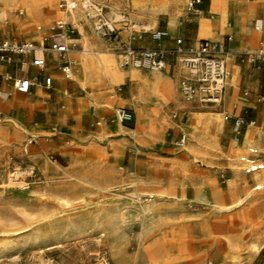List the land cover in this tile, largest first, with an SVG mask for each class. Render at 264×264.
<instances>
[{"label":"rangeland","instance_id":"1","mask_svg":"<svg viewBox=\"0 0 264 264\" xmlns=\"http://www.w3.org/2000/svg\"><path fill=\"white\" fill-rule=\"evenodd\" d=\"M70 1L65 0L67 4L60 7V3L64 2L62 0H0V40L16 38L41 41L39 35L42 39L53 35L55 39L59 36L54 35L59 34L56 22L68 23L75 28L70 38H81L83 36L72 22L61 19L63 10L80 8L83 17L79 23L84 30V38L96 43L90 48L94 52L89 54L115 56L118 65L123 70H129L131 67L121 65L122 51L119 45L99 32L103 23L112 24L118 29L121 40L127 41L129 27L136 31L141 25L151 29H169V18L175 15L178 32H171L172 40L167 43L168 46H174L173 39L176 37L194 44L187 35L195 34L201 17L200 13L188 14V0L182 14L177 12L175 5H168L163 0ZM209 1L201 0L202 15L217 17L209 13ZM232 2L230 0L229 4ZM232 16H238V10H233ZM227 33H224V50L229 53L228 45L232 36ZM135 34L136 47L152 46L149 33ZM139 35H142L141 39ZM77 46L70 45L73 50L68 55L73 60L76 58L74 53L81 48ZM260 48L262 45L259 43L255 51ZM241 55L236 54V58L241 63L251 65V70L263 78L264 92L263 68L258 69L250 63L249 52L243 57ZM36 56L43 57L42 54ZM226 58L231 70V56ZM170 66L172 69L168 67V70L172 71L171 74L178 75L180 92L179 81L183 71L175 61ZM76 67L75 72L79 74L80 66L77 63ZM16 69H20V65ZM21 71L27 75L24 69ZM140 71L152 72L144 69ZM12 73L15 76L17 72ZM61 77L62 97L66 103L61 100L57 107L63 108L66 104V115L74 113L67 121L68 126H62L54 119L53 108L56 105L53 99L39 101L34 97L32 108L29 105L26 109L28 123L20 129L11 127L0 135V264H158L161 258L170 261V258L181 255L184 259L180 264H187L186 260L196 264H264V248L259 254H250L247 247L252 230L259 228L261 233L258 237L264 238V188H255L256 184H261L253 180L257 173H240L242 177L250 179L254 189L245 203L235 211L221 214H217V211L201 212L204 209L196 201L199 193L208 192V183H214L224 191L230 188L231 180L235 179L230 167L232 163L227 159L233 155L231 143L236 136L233 132V117L245 120L241 144L250 121L255 120L259 125L250 110L244 109L237 113L230 110L229 116L225 113L223 103L214 106L194 102L185 110H180L174 119L172 111L178 108L175 106L176 97H173L164 105V110L166 119L175 124L151 134L144 127L140 129L137 112L128 104L137 93V81L126 79L106 90V99L114 100L110 98V93L119 86L120 96L126 100V105H115L110 110L94 106L81 86L78 90L73 83L69 84L66 76ZM34 95L35 91L26 97ZM36 95L44 97L46 94L38 91ZM262 96L259 98L264 103ZM115 107L127 108L133 115L132 120L123 123L126 133L122 136L120 132L104 134V130L99 134L108 112H84L98 109L115 113ZM31 113L34 115L32 118ZM108 121V126L119 123L114 117ZM197 124L201 126L197 138H207V149L202 150L198 157L193 152L188 157H179L175 152L182 148L176 145L175 140L184 134V129L189 133ZM34 126L40 127L39 130L32 131ZM134 129L139 130L137 137L133 133ZM44 131L61 135L59 140L56 138L58 136L53 137L56 139L50 149L44 148ZM260 138L264 142V129ZM59 142L65 147L62 153L57 150L61 145ZM197 143L195 138H190L187 145L193 147ZM247 147L238 156L242 157ZM27 149L30 155L25 154ZM261 154L264 160V153ZM139 180L162 191L163 195L151 200L139 192ZM240 193L244 195L243 191ZM141 194L143 198L140 199ZM234 201L228 200L227 203ZM142 204L150 205L153 211H138L136 205ZM145 216H154L155 223L143 229ZM210 231L216 234L239 233L240 249L237 252L242 255L241 259L234 257L229 249H224L222 256L214 257V252L221 251L217 245H214L213 252L210 250L206 237Z\"/></svg>","mask_w":264,"mask_h":264},{"label":"bare ground","instance_id":"2","mask_svg":"<svg viewBox=\"0 0 264 264\" xmlns=\"http://www.w3.org/2000/svg\"><path fill=\"white\" fill-rule=\"evenodd\" d=\"M163 1H165L168 5H175L177 12L179 14H182L186 0H163ZM210 1H211L210 13L219 14L220 18L222 19V26H223V28H225L227 20L229 19V8L228 7H229V1L230 0H210ZM232 1L237 2V3H247L251 6H254L258 2H263L264 0H250V1L232 0ZM85 3H86V1H85ZM85 6H86V4H85ZM112 11H113V9H112ZM172 12H173V10H172ZM89 14H92V12H89ZM200 14H201V18H200L201 22H200V30L199 31H200V34L202 36V39L203 38L212 39L216 43H218V45L221 47L220 39L215 35L212 27L206 24L207 18H205L202 15L203 14L202 11L200 12ZM81 17H83V14L81 13L80 8L75 9V8L71 7L68 10H63L62 14H61V19L64 22H72L76 26V28H78L79 34L84 37V35H83L84 30L82 28V25L79 23V19ZM176 18L177 17L175 15H171V18H169L170 19V27H169L170 32H173L174 30L178 29V24H177ZM145 27L147 29H151L150 27H147V25H145ZM38 29H41V27H39ZM255 34L259 35V33H257V32H255ZM40 37H41V35L38 36V39L43 40ZM55 40L64 41L63 37L61 35L55 37ZM69 42L71 43V45L76 46L77 42H78V38H76V39L70 38ZM82 46H83L82 49L77 50V52L79 53L80 59L76 58V62L80 66L79 74L74 71V73L72 74L71 77L74 78L75 81L79 82V84L81 86L80 88L82 90H85L86 97H88L90 99V102L94 106H99V107H102L103 109L114 108V105L113 104H107V105L103 106V105L99 104L97 102V100L95 99V92L96 91H106L108 89H111L113 86L115 87L116 84L124 82L126 79H130L131 81L135 80V82L137 81L138 90H137V93L134 96V98L132 100L130 99L131 100L130 104L132 106H134V109L137 112L138 125L142 126V123L144 122V120L147 117V113L145 112V108L149 102V100H148L149 94L147 91L144 90V88L142 86V82H144L145 84H151V80H150L151 76L149 74V71L148 72H142V71H140L139 68L133 67V66L127 71L123 70L118 65V61H117V58L115 56H103V55L93 56V55L89 54V53L94 52L93 50H90V48L93 47L94 45L92 43H90L89 40H85L82 43ZM70 50H73V49L70 48ZM255 52H257V51H254L252 53H255ZM252 53H250V54H252ZM36 54H42V53L40 51H37ZM227 56H232V55L227 53ZM227 64H228V70L231 73L228 61H227ZM21 66H26V65H21ZM168 67H170L172 69V67L169 65L163 71H154V72H156L155 74L160 73L159 75H161V78H160V80L153 81L154 83L152 82L153 84H155V89H154L155 95L164 101L169 100V97H170L172 90H173L172 83H171L173 74H171V72H172L171 70H168ZM21 69H24V68L21 67L17 71V73H16L17 77L26 76L24 74V72L21 71ZM236 80H237V72L233 73L231 80H229V81L227 80V84L235 85ZM81 89H80V91H81ZM1 96H2V100L4 102V108H3V114L4 115L0 118V134H2L3 132H5L7 129H9L11 127H14L16 129H20L23 126V124L28 123V118L26 116V109L30 105L29 98H27L26 96H17L14 88L9 89L7 91H3L1 93ZM124 103H126L125 100H124ZM32 112H34V111H32ZM33 116H34L33 113H31V118ZM118 125L123 128V131H125L124 126H123V124H121V122H119ZM190 125H193V124H190ZM254 126H255V124H254ZM140 129H142V128L140 127ZM200 129H201V126L199 124H197V125L192 127V129L189 133L184 130V134H183L184 135V145L182 147H179L182 149H178L175 152L179 157H181V158L188 157L191 155V151L195 153L194 154L195 157H198V155L201 152L199 149L200 148L199 146L204 145L203 144L204 141L201 139L199 140L197 138V131H199ZM260 129H261V127H258V126L255 127L254 129H251V128L249 129L248 133H246V135L244 137L246 140V144L243 142L241 144H239V142H241L240 138H238L237 136H234V140L232 141L231 144H232V148H233L232 149V154H233L232 157L234 158L235 162H233L230 165V167L232 168V170L234 172V178L235 179L231 180L230 188L227 191L220 189L214 183H208L210 185V187L208 188V194H200L196 198V201L199 203L198 205H200L204 209V211H201V212L213 213V211H217L218 212L217 214H221L222 212L229 213L232 210L235 211V209L238 208L239 206L243 205V203H245L246 199L251 195L253 190H250V187H249L250 180H248V178H246V177L242 178L240 176V173L244 172V171L242 169V165H241V161H240L241 155L238 156V154L241 152H244V150L246 149V147L249 144L255 145L259 149V151L264 153V146H262L260 143L257 142L258 139L254 138V133H253V131L258 133V131H260ZM155 130H156V128H155ZM182 131H183V129H182ZM153 132H155V131H153ZM133 133L136 137L140 134L139 130H136V129L133 130ZM151 134H153V133L151 132ZM27 138H29V137H27ZM190 138H195L197 141H199L198 145L193 146V147L187 145L188 139H190ZM92 140L94 141V139H92ZM124 140H122V141H124ZM94 142L96 143V140ZM121 143H123V142H121ZM22 148H24V146ZM22 151H23V149H22ZM248 151H249V149H248ZM248 151L246 153H248ZM30 153H31L30 150L27 149L25 154L30 155ZM246 153H245V155H246ZM256 173L257 174L253 180L259 181L264 186V175H263L264 172H256ZM67 174L69 176H71V173L68 172ZM18 180H19V178H18ZM241 191L244 192V195H241V193H240ZM139 192H143L144 193L143 195L147 196L151 200H153L157 196L163 195L162 191L158 190L157 188L148 187V186H141ZM143 195L141 194L140 195L141 197H139V198L140 199L143 198L142 197ZM228 200H235V201L233 203H231V202L227 203ZM62 201H63V199H62ZM136 207H137L138 211H145V213H146V211H153V209L151 208L150 205L142 204V205H138V206L136 205ZM136 207L134 206V209ZM148 213H150V212H148ZM145 217H146V220L144 221V223L142 222L143 223V229H146L145 227L155 223L154 222L155 221L154 216H149V217L145 216ZM227 222H228V220H227ZM260 233H261V231L259 228L252 230L251 238L249 237L250 241L247 243V247H248L250 254H259L261 252V250L264 248V238L260 239L258 237V235ZM206 237L208 239V244L210 246L209 248H210V250H212V252H213L214 245H217L218 249L221 251V252H219V251L214 252V254H213L214 257L222 256L224 249H227V250L229 249L231 254L234 257L241 259L240 257H242V255L238 254V252H237L240 249V248H238V242H239L238 240L240 238L239 233L216 234V233H213L212 231H210L209 234L206 235ZM182 259H184L183 255L170 258V261L169 260L166 261L165 259L161 258L160 262L158 264H168L169 262H172L175 260H182ZM240 263H242V262H240Z\"/></svg>","mask_w":264,"mask_h":264},{"label":"built area","instance_id":"3","mask_svg":"<svg viewBox=\"0 0 264 264\" xmlns=\"http://www.w3.org/2000/svg\"><path fill=\"white\" fill-rule=\"evenodd\" d=\"M62 1L64 2L60 3V7L67 4L65 0ZM200 4L201 0H188L186 7L188 14L195 15ZM56 28L59 30V34L54 35H61L64 41L55 40L53 35L51 37L46 36L41 41L16 38L0 40V65L10 67L26 65L28 63L26 57L32 55L33 59L30 61V65L44 70L47 67L44 57L56 55L61 61L60 69L70 78L76 67V62L68 55L71 45L69 42L70 34L75 32V28L69 26L68 23L62 24L61 22H56ZM255 28L258 31L263 30L262 20L255 21ZM128 29L130 36L127 41H122L118 29L112 24L107 22L99 27V32L103 37L119 45L122 51L121 65L123 67L133 66L144 70L163 71L171 65L172 61H175L179 69L183 71L179 81L180 92L187 101L213 105L222 103L230 72L226 61L228 52L221 49L218 43L211 39H201L197 43L188 44L184 38L176 37L173 39L175 45L168 46L167 42L172 40L168 28L147 29L145 25H141L139 31L131 27ZM135 33H149L152 46L136 47L134 45L137 40ZM138 38L141 39L142 35H139ZM37 51L42 53V58L36 56ZM249 55L250 63L254 67L258 69L264 67V45L257 52L249 53ZM52 81L50 75L44 76L37 73L33 76L17 77L9 70L0 69V100L3 87L6 84H10L17 93L27 94L31 93L33 88L37 86L50 88ZM118 90L121 91V87ZM2 115L3 113L0 111V118ZM177 116V113L173 114L174 118ZM132 118L133 115L129 109L116 108L114 120L125 123ZM254 124H256L255 120H251L249 123V125ZM244 125V118L237 117L234 120L233 132L238 138L242 134ZM176 145L178 147L184 145V135L176 141ZM249 152L251 155L243 158L246 164L245 171L251 173L264 169V163H259L257 160L258 151L250 147Z\"/></svg>","mask_w":264,"mask_h":264},{"label":"crops","instance_id":"4","mask_svg":"<svg viewBox=\"0 0 264 264\" xmlns=\"http://www.w3.org/2000/svg\"><path fill=\"white\" fill-rule=\"evenodd\" d=\"M247 1H250V0H247ZM200 6L201 5L198 6V11L196 12V15L199 14L201 11L203 12V10H201ZM228 8H229V24L226 28H223L222 19L220 18L219 14H213V15L217 16L214 18H208V17L204 16L205 18H207L206 24L212 27L215 35L220 39L221 47L220 46L219 47L221 49H224L226 47L225 46L224 33L228 31L229 33H227V34L229 36L230 35L232 36L231 42L228 45L229 50H230L229 54L232 55L231 59L229 61L231 64V73H230V76L228 78V81L231 80V77H232L233 73H235V72H237V80H236L235 85L227 84L225 94H224V98L222 101L223 107L225 109V113H227L229 116L231 115L230 110H232V112H234V113H237L238 111L244 110V109L250 110L255 115L254 118L257 121H259V125H256V124H255V126L254 125H248L247 133H248L250 128L254 129L257 126L261 127V129H260V131H258V133L254 132V131H253V133H254V138L258 139L257 142L260 143L262 146H264V142L260 138L262 136V132L264 129L263 128L264 127V103L263 102L261 103V100L259 98L261 95H263L262 98L264 97V92L262 90V87H263L262 86V79L263 78L261 77V75L258 72H253L251 70V65L246 64V63H241L236 58V54L254 52L256 50V48L258 47L259 43L261 45H264V28H263V30L258 31L255 28V22H254V26H253V21H256V20H262V22L264 24V2H258L254 6H251L247 3L232 2L229 4ZM210 9H211V3L209 6V13H210ZM233 10H238V16H236V17L232 16ZM210 14H212V13H210ZM257 17H261V18H257ZM200 18H199V27L197 28L195 34L192 36L190 34L187 35V37L193 39V43H195L198 39L202 38L200 31H199L200 30V22H201ZM177 32H178L177 29L173 31V33H177ZM255 32L259 33V35H256ZM85 40H89V42L92 43L89 38L81 37V38H78V42H77L78 46L77 47H81L80 49H82L83 48L82 43ZM168 42L170 43V41H168ZM92 44L95 45L96 43H92ZM74 54H75V57L77 59H80L78 52H76ZM76 58L74 60L75 62H76ZM32 59H33L32 55L29 57H26V60L28 61V63L26 64V66H20V68L21 67L24 68L27 76H33L37 73H40L44 76L50 75L52 77L53 81H52V86L50 88L45 87V86L44 87L37 86V87L33 88L32 92L35 91V95L33 97L27 96L30 99V108H32L31 105L33 103L34 97L38 98L39 101L42 99H48L49 101L54 100L53 101V102H55L54 105H56L53 108L54 109L53 110L54 111V119H56L62 126H68L67 121L69 120V118H72L74 113L70 114V115H66V113L64 112L66 104L63 106V108L57 107L58 102L61 100H64L62 97V91H61L62 86H63V80H62L61 76H66L62 72V70L60 69V64H61L60 59L56 55L44 57V60L47 64V67L44 70H40L36 67L31 66L30 61ZM0 69L1 70L6 69V70H9L11 72L12 71L17 72L19 70V69L15 70V67H12V66L10 67V66H6V65H0ZM263 70H264V67H263ZM175 72H176V70H175ZM155 73L156 72H154V71L149 72V74L151 76L150 77L151 78L150 79L151 84H145L144 82H142V86H143L144 90L147 91L149 94V99H148L149 102L145 108V112L147 113V117L144 120V122L142 123L141 128L144 127L145 129H147L148 133L155 131V128H156V130H161L163 128H167V127L171 126L172 124H175L174 122H169L166 119L165 110H164V105L167 104V102H169V100H171L173 97H176L175 106L178 109L172 111V117H173L174 113H177L179 115L180 110H183V109L185 110L187 108V106H189L191 103L194 104V102L187 101L183 97V95H181V93L178 91V83H177L178 82V75H177V73H174L172 80H171L173 90H172V93L169 97V100L164 101L161 98H159L158 96H156L154 93L155 84H153L154 83L153 81L160 80L161 75H159L160 73H158V74H155ZM67 78L69 79V84L73 83V85L79 90L80 85H78L75 81H73L71 79V77L70 78L67 77ZM10 86H11L10 84H6L3 87V91H7V89L9 90ZM118 89H119V86H117L115 88V90L112 93H110V98H112L114 100L106 99V96H105L106 91H96L95 92V99L97 100V102L99 104H101L103 106L107 105V104H113L114 106L115 105H122V104L126 105V103H124L125 99H123L120 96L121 91H119ZM38 91H42L46 95H44V97H39L36 95ZM31 93L22 94V95L26 96V95L31 94ZM179 93H180V95H179ZM18 94H20V93H18ZM18 94L16 93L17 96H19ZM64 102H65V100H64ZM128 104L131 105L130 102ZM221 104H217L214 106H220ZM132 107L134 108V106H132ZM3 108H4V102H3L2 97H1L0 110L2 113H3ZM84 112L85 113L95 112L97 114L98 113L103 114L105 112H108L105 115L106 121L104 122V125L101 127L99 134H101L103 132V130H104V134L112 133V132H120L121 133L120 136H122L124 133H126V131H123V128L120 127L118 125V123L111 125V126H108V124H107L109 122L108 119H111L112 117H114L113 112L109 113V111H101L98 109H96V110L94 109L93 111H84ZM233 118H234L233 120H235L237 117H233ZM121 124H123V123H121ZM39 128L40 127H38V126L37 127L34 126L31 128V130L35 132V131H38ZM71 132H72V129H71L70 133ZM3 134H4V132L0 135H3ZM45 134H46V135H44V137H46L45 142H44V148L45 149H50L51 146H53V143L55 142L56 138H57V140L61 139V135L56 134V133L50 134L49 131H46ZM55 136H58V137H56L54 139L53 137H55ZM181 136L177 137L175 142L178 139H180ZM206 140H207V138H203V141H204L203 144L204 145L199 146L200 151L207 149L208 143L206 142ZM242 142L246 144L245 138ZM59 143L61 144V142H59ZM198 143H199V141H198ZM197 144H196V146H197ZM124 147H125V140H124ZM250 147H253L258 151V153H257L258 162L264 163V160H262V158H261L262 154L259 151V149L255 146H249V147H247V151ZM57 150L59 151V153H62V151L65 150V147L61 144ZM121 150L116 149V151H121ZM249 153H250L249 151H248V153H246V155L244 153V155L241 157V160H240L244 173H246L247 175H252L253 173L263 171L264 169H259L257 171L251 172V173H247L245 171L246 164H245L243 158L250 156L251 154H249ZM227 159L230 161V163L235 162L233 157H228ZM242 178H244V177H242ZM246 178H248V177H246ZM147 185H148V187H153V186H149V183H147L143 180H139V186H147ZM249 187H250V190L254 189L251 185H249ZM255 188H256V190H261L264 187L262 184H256ZM200 194H208V192H206V193L201 192L198 195H200ZM255 199L257 201L258 197H256ZM181 262H182V260H175V261H172L170 263L180 264ZM186 263L187 264H196V263H190L189 260H186ZM198 264H203V263L200 262Z\"/></svg>","mask_w":264,"mask_h":264}]
</instances>
